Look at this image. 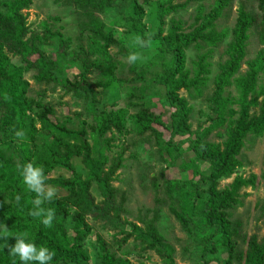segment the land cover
<instances>
[{"label":"trees","instance_id":"1","mask_svg":"<svg viewBox=\"0 0 264 264\" xmlns=\"http://www.w3.org/2000/svg\"><path fill=\"white\" fill-rule=\"evenodd\" d=\"M53 1L73 7L79 16L76 49L69 50L73 44L70 38L51 30L47 24H43L41 33L30 32L23 11L29 9L31 0L0 1V226L5 224L13 236L7 241L0 238V264H20L19 258L10 255L6 247L15 245L14 236L19 233H27V240L37 247L53 250L55 257L51 264H88L86 242L93 231L88 219L103 229L127 226L129 232L119 231L124 234L123 242L133 239L142 252H154L163 264H176L173 247L156 225L157 212L152 218L139 216L137 223L123 218L128 198L113 183L123 167L126 149L111 158L106 151H110L115 134L130 132L137 137L154 138L159 150L168 154L169 163L176 161L182 144L192 153L180 165L184 173L190 172L189 177L184 181L166 179L164 184L172 200L170 213L187 231L193 227L203 235L202 264L212 261L264 264V238L243 233L242 223L233 218V212L243 206L242 191L256 190L264 181V174L247 177L236 174L246 139H264V49L254 59L245 61L254 27H258V38L264 45V0H254L256 14L248 12L243 5L238 7L231 39L226 44L227 58L219 64L212 81L213 90L208 98L211 115L206 116L207 126L200 125L195 131L190 124L193 108L180 92L185 91L192 98L202 96L211 73V54L229 36L228 31L217 30L216 22L233 0H214L208 12L203 5L198 6L189 30L184 29L181 20L173 18L165 30V18L184 10L191 1L204 0H186L182 4H174L175 0ZM129 4L132 13H127L124 19L131 31L142 35L146 32L142 24L144 6L156 8L159 25L151 37L158 41L156 51L160 55L152 58L139 73L135 71L136 65H130V72L151 85L163 87L164 98L172 109L168 140L153 127L154 124L164 127V123L143 101L145 90L139 91V97L131 90L126 107L101 110L95 113L91 123L82 120L76 125L69 117L52 120L54 107L28 95L25 73L33 71L36 82L51 89L60 87L66 93L90 96L94 100L111 92L116 101L113 94L117 84L116 65L111 62L108 50L115 46L124 57L130 52L122 35L112 27L116 22L107 25L98 14L123 12ZM190 47L198 52L192 68L186 66ZM205 48L208 50L202 52ZM10 56L19 58L22 65H14ZM33 56L36 58L31 60ZM244 64L247 70L241 73ZM71 69L78 72L72 79L68 77ZM93 69H99L100 91H94L89 78ZM130 109H134L132 114ZM18 130L25 132L23 139L15 136ZM108 133L111 136L106 138ZM212 134L221 141H211ZM177 137L179 140H175ZM76 158L81 159L85 173L73 165ZM28 162L42 166L48 177L46 183L63 193L42 205L55 209L56 217L50 228L41 223L42 218L29 215L35 208V193L27 189L17 167ZM58 169L70 175L52 176ZM156 179L151 178L153 182ZM229 179H232L230 184L221 188V182ZM93 184L102 197L99 202L91 193ZM95 240L99 246L98 264H130L116 257L100 235ZM216 253H219L217 257L209 258Z\"/></svg>","mask_w":264,"mask_h":264},{"label":"rangeland","instance_id":"2","mask_svg":"<svg viewBox=\"0 0 264 264\" xmlns=\"http://www.w3.org/2000/svg\"><path fill=\"white\" fill-rule=\"evenodd\" d=\"M185 1L175 0L174 4H182ZM213 2L214 0L191 1L184 10L165 18L166 24L164 29L167 30L169 20L173 18L181 20L184 24V29L189 30L198 6L203 5L205 11L208 12ZM240 5H243L250 13H257L254 0H233L230 7L224 11L223 16L216 22L217 30H226L229 36L226 42L215 48L211 54L209 60L211 63L209 68L211 73L208 75L209 82L203 90L202 96L192 98L187 92H180V95L186 98L193 108L190 117L192 131H195L200 125L207 126L206 116L207 114L211 115L208 98H210L213 90L212 81L218 72L219 64L227 58L225 55L226 44L231 39L230 31L234 27L237 10ZM127 13H132L130 4L123 12L113 10L98 15L107 25H109L110 21L116 22L112 27L122 35V41L129 52L140 51L145 56V61L142 64L136 65L135 71L139 73L152 58L160 55V53L156 51L157 40L152 39L151 47L140 49L135 45L134 37H144L149 34L152 36L157 32L159 21L156 17L155 6H144L145 15L142 24L146 27V32L142 35L128 28V23L124 19ZM23 14L26 16L30 32L41 33L44 27L43 24H47L51 30L60 31L65 37L70 38L73 44L69 50L77 48L79 16L73 7L56 4L53 0H31L29 9L23 11ZM258 33V27H254L250 32L245 61L254 59L257 53L261 49H264V45L259 41ZM206 50L208 49L205 48L202 52ZM108 53L111 62L116 65L114 75L117 79V84L113 90L116 101L112 99L111 92L103 98L97 96L96 100H94L90 96H75L74 93H66L60 87L51 89L52 87L37 83L33 71L25 73V79L29 83L28 95L37 100L41 99L44 103L51 104L54 107L55 116H51L52 120L58 118L60 121H63L69 117L76 125L82 120L91 123L95 113L101 110L109 111L126 107L129 101L128 94L131 90L136 92L137 97L140 96V90H145L143 101L146 102L145 104L151 106L155 114L162 117L164 123V127L157 124H154L153 127L162 133L164 140H168L172 109H170L164 98L163 87L151 85L150 82L138 78L136 73L130 72V65L126 62V57L119 53L117 47H111ZM197 54L198 52L193 47L187 50L186 66L188 68H192V62L196 60ZM10 57L14 65H22L19 58ZM35 58L36 56H33L30 59L34 60ZM246 70L247 66L245 64L242 65L240 72L244 73ZM77 73V70L71 69L68 71V77L72 79ZM89 78L94 91H100L101 87L99 88L97 85L101 79L99 69H93ZM232 93L235 95V92ZM137 97H133L134 101H138ZM133 110L130 109V114L134 112ZM129 129L130 126H128L127 130ZM110 136L111 134L108 133L105 137L109 138ZM115 137L116 139L112 143L110 151H106V154L111 158L121 149H126L123 167L118 171L113 183L116 188L125 191L128 198L125 204L127 213L123 215V218L128 222L137 223L139 216L147 215L148 218H152L154 213L157 212L159 219L156 225L165 241L173 247V256L176 264H202L200 251L203 247L201 243L203 235L193 227H190L191 231H187L170 213L169 206L172 200L167 196L164 184V180L166 179L184 181L189 177L190 172L184 173L180 166L182 163H186L192 156V153L186 150V144L181 145L176 161L169 163L168 154L165 150H159L152 137H148L147 135L137 137L132 132L125 133L124 135L115 134ZM175 140H179V138L177 137ZM210 140L213 142L221 141L216 134H212ZM239 160L241 167L237 170V175L247 177L250 174L257 176L264 174V139L248 137ZM73 165L77 170L85 173L80 158L74 159ZM163 173L165 177L162 176ZM69 175L68 172L61 169L55 170L52 173L54 177H68ZM153 177L157 178L155 182L151 180ZM231 180L222 181L220 187L227 186ZM156 184L157 187H155ZM91 193L97 202L102 200L94 184ZM241 194L245 195L243 206L233 212V218L240 220L243 233L247 235L255 234L260 239L264 238V181L260 182L256 190L244 189ZM60 195H63V193L57 189V196ZM88 223L92 226L93 230L86 242V251L89 255L88 264H98L99 246L95 240L96 235L101 236L108 249L116 257L126 259L130 264H163L154 252H142L138 242L133 239H129L127 242L122 241L124 234L119 233V231L124 229L129 232L130 229L127 226L111 230L101 228L98 223L93 222L91 219H88ZM240 246L244 248L243 245ZM219 250H221V247ZM216 255H219V253L211 254L209 258L217 257ZM210 264L216 263L212 261Z\"/></svg>","mask_w":264,"mask_h":264},{"label":"clouds","instance_id":"3","mask_svg":"<svg viewBox=\"0 0 264 264\" xmlns=\"http://www.w3.org/2000/svg\"><path fill=\"white\" fill-rule=\"evenodd\" d=\"M134 43L140 49L149 48L152 44V37L150 34L144 37L136 36L134 37ZM144 61L145 56L140 51L130 52L126 57V62L129 65L142 64ZM15 136L23 139L25 137V132L22 130L15 131ZM17 167L27 189L35 193V199L33 201L35 208L29 215L42 218L41 223L45 227H52V222L56 217L55 209L44 208L42 205L45 204V202H51L53 198L57 196L56 187L46 183L48 177L45 175L42 166H37L32 162H28L23 165H17ZM17 201H19V197H17ZM9 237L13 236L10 235L9 228L3 224L0 226V238L7 241ZM14 237L16 240L15 245H6V247H9L10 255L19 258L20 264H51L55 257V252L53 250L45 246L37 247L34 242H29L27 240V233H19Z\"/></svg>","mask_w":264,"mask_h":264}]
</instances>
